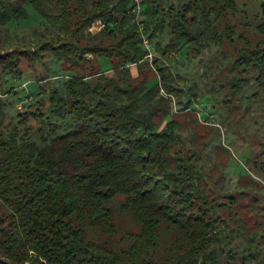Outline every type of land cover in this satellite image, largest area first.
<instances>
[{
  "label": "trees",
  "instance_id": "1",
  "mask_svg": "<svg viewBox=\"0 0 264 264\" xmlns=\"http://www.w3.org/2000/svg\"><path fill=\"white\" fill-rule=\"evenodd\" d=\"M168 1L143 0L137 21L132 0H0L3 71L22 75L23 59L34 63L45 52L73 71L63 93L48 99L64 127L46 124L40 108L8 130L0 118V264H264L258 245L228 246L217 230L218 206L177 119L198 114L196 85L179 86L162 62L185 45L199 52L217 42L235 0H187L168 20L158 18ZM27 6L60 33L3 51L1 28L27 18ZM96 21L105 27L95 34ZM225 29L234 44L232 26ZM258 31L264 36V23ZM233 67L256 71L264 86V46L247 43ZM119 197L138 227L124 234Z\"/></svg>",
  "mask_w": 264,
  "mask_h": 264
},
{
  "label": "rangeland",
  "instance_id": "2",
  "mask_svg": "<svg viewBox=\"0 0 264 264\" xmlns=\"http://www.w3.org/2000/svg\"><path fill=\"white\" fill-rule=\"evenodd\" d=\"M185 2L164 3V11L158 18L166 14L168 20L169 10L172 8L171 14H176ZM235 4L236 11L230 12L218 27L221 38L217 42L211 40L199 52L185 45L162 62L179 74V86L187 90L196 85L198 97H194V102L198 114L181 115L177 119L183 127L186 150L197 155L209 199L218 206L217 230H222L224 243L237 249L258 245L264 250V86L256 80V71L233 67L238 50L247 43L251 47L264 46V36L258 31V25L264 23V0H235ZM27 10V18L1 28L3 51L35 48L40 40L60 33L31 6ZM226 24L232 26L234 44L229 40ZM168 31L169 27H165V34ZM99 62L104 69L112 67L108 58L101 57ZM21 68L22 75L0 68L2 127L8 130L19 121V114L39 108L46 124L53 122L64 127L66 121L63 123L62 118L54 115L48 99L53 90L63 93L64 82L73 73L70 64L45 52L34 63L23 59ZM232 82L239 86L237 92ZM177 98L186 101L188 95ZM29 123L36 127L39 124L33 119ZM33 138L37 140L38 135ZM122 200L119 197L114 203L115 217L122 229L120 234L138 228L128 213L121 212ZM252 237L254 242L249 241ZM170 244L169 239L162 242L160 251Z\"/></svg>",
  "mask_w": 264,
  "mask_h": 264
},
{
  "label": "built area",
  "instance_id": "3",
  "mask_svg": "<svg viewBox=\"0 0 264 264\" xmlns=\"http://www.w3.org/2000/svg\"><path fill=\"white\" fill-rule=\"evenodd\" d=\"M132 12L136 14V20L138 21L140 18V14L142 11V1L143 0H132ZM105 27V24L102 21H97L95 23L92 24V26L90 27L89 31L92 33H95L99 30H101L102 28ZM144 38V45L148 48L151 49L150 43L147 39L146 36L143 37ZM154 52L151 51V53L148 55V58L150 60H152ZM127 66H129V64H127Z\"/></svg>",
  "mask_w": 264,
  "mask_h": 264
}]
</instances>
